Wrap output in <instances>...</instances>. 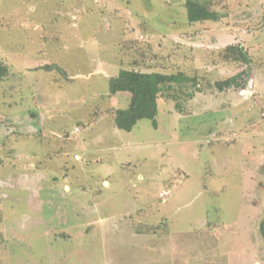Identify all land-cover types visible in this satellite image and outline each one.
<instances>
[{
	"label": "rangeland",
	"instance_id": "1",
	"mask_svg": "<svg viewBox=\"0 0 264 264\" xmlns=\"http://www.w3.org/2000/svg\"><path fill=\"white\" fill-rule=\"evenodd\" d=\"M210 2L189 23L185 0H0V129L39 138L0 130V264H264V0ZM236 43L250 70L219 91ZM133 60L202 89L118 129Z\"/></svg>",
	"mask_w": 264,
	"mask_h": 264
},
{
	"label": "trees",
	"instance_id": "2",
	"mask_svg": "<svg viewBox=\"0 0 264 264\" xmlns=\"http://www.w3.org/2000/svg\"><path fill=\"white\" fill-rule=\"evenodd\" d=\"M210 6V0H185V11L188 22L194 23L200 21L202 18H211ZM213 18H215L214 15ZM130 43H133V41L127 39L123 46L125 48L127 46L129 47ZM219 52L223 61L245 64L246 69L224 79L216 80L213 85L219 91L231 87H242L245 79L244 76L250 70V64L252 62L248 50L241 44L236 43L224 46ZM41 67L45 70H50L53 67L58 68L55 64H45ZM139 67L138 62L133 60L130 66L121 68L115 77H111L108 80V95L117 93H127L129 95L127 107L111 110L113 123L118 129L131 131L137 121L141 119L155 121L158 102L161 98H165V96L173 98L175 107L179 109L181 105L179 102V92L177 91L183 92L187 86L197 91L202 89L199 88L200 82H198L197 76L187 75L182 71L166 73L155 70H141ZM8 72V65L0 60V81L7 77ZM173 90L176 91L175 96L172 95ZM184 93L187 97L193 94L191 91ZM111 111L108 107L104 110L105 113ZM80 123L78 122V124ZM259 233L264 240V210L259 223Z\"/></svg>",
	"mask_w": 264,
	"mask_h": 264
},
{
	"label": "crops",
	"instance_id": "3",
	"mask_svg": "<svg viewBox=\"0 0 264 264\" xmlns=\"http://www.w3.org/2000/svg\"><path fill=\"white\" fill-rule=\"evenodd\" d=\"M10 126V125H9ZM2 127H3V129H2ZM1 127V129L0 130H3V133H2V137H6L7 138V140H8V138H9V136H13L12 137V139H14L15 138V136L14 135H16V134H18V135H21V134H24L25 136H27L28 138H32V139H30V140H32L33 142H38L39 140V138H38V134H36L37 133V130L35 129V128H33L32 126L30 127L31 129H29V133H28V131L26 130V129H24V132H18V131H16L13 127L12 128H8V127H6V126H2ZM1 137V138H2ZM3 139V138H2ZM6 140V141H7ZM14 141V140H13ZM76 159V158H75ZM32 164H35V165H33V166H36V165H38V162H37V164H36V162L35 163H32ZM34 173V172H33ZM37 177V175H35V178ZM13 179H8V180H6L5 182H1L0 183V187H1V189L3 188V187H9V185L10 186H12V183H13V181H12ZM69 187L68 186H66L65 187V189H68Z\"/></svg>",
	"mask_w": 264,
	"mask_h": 264
},
{
	"label": "built area",
	"instance_id": "4",
	"mask_svg": "<svg viewBox=\"0 0 264 264\" xmlns=\"http://www.w3.org/2000/svg\"><path fill=\"white\" fill-rule=\"evenodd\" d=\"M74 158H78V156H77V155H75V157H74ZM165 194H168V193H167V191H165Z\"/></svg>",
	"mask_w": 264,
	"mask_h": 264
}]
</instances>
